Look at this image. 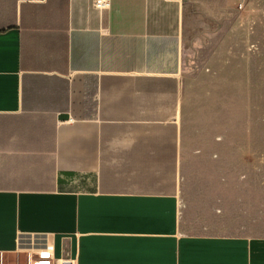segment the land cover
Segmentation results:
<instances>
[{"label":"crops","instance_id":"1","mask_svg":"<svg viewBox=\"0 0 264 264\" xmlns=\"http://www.w3.org/2000/svg\"><path fill=\"white\" fill-rule=\"evenodd\" d=\"M0 0V264H264V0Z\"/></svg>","mask_w":264,"mask_h":264},{"label":"built area","instance_id":"2","mask_svg":"<svg viewBox=\"0 0 264 264\" xmlns=\"http://www.w3.org/2000/svg\"><path fill=\"white\" fill-rule=\"evenodd\" d=\"M93 2L94 6L98 9L105 8L109 5L108 0H93ZM29 264H71V262L66 260L54 262L50 250L38 249L33 253V259L30 258Z\"/></svg>","mask_w":264,"mask_h":264}]
</instances>
